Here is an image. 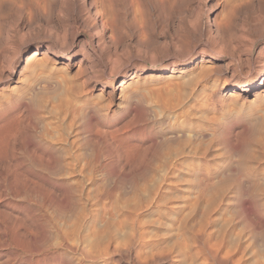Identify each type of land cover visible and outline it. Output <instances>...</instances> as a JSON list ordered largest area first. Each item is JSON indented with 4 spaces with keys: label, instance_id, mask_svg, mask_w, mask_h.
<instances>
[{
    "label": "rangeland",
    "instance_id": "rangeland-1",
    "mask_svg": "<svg viewBox=\"0 0 264 264\" xmlns=\"http://www.w3.org/2000/svg\"><path fill=\"white\" fill-rule=\"evenodd\" d=\"M262 47L264 0H0V264H264Z\"/></svg>",
    "mask_w": 264,
    "mask_h": 264
},
{
    "label": "bare ground",
    "instance_id": "bare-ground-1",
    "mask_svg": "<svg viewBox=\"0 0 264 264\" xmlns=\"http://www.w3.org/2000/svg\"><path fill=\"white\" fill-rule=\"evenodd\" d=\"M138 2V1H137ZM85 3V2H84ZM83 3V4H84ZM223 5V4H222ZM217 6V5H216ZM91 5H83V7L81 8V10L79 12H84L85 16H84V19L82 18L81 21L82 23L85 25V27L89 30V32L92 34V38L94 37L95 38V45H96V48L95 49H98V51H103V49L105 48V46L107 45V42H106V37H105V31H106V28L104 26V22L101 23L100 20H98V14L97 13H92L91 12V9H90ZM162 9V8H161ZM207 9H210L209 7H207ZM209 14V10L207 11V16H206V19H205V22L201 24L200 26V32L198 34L199 37H205L206 38V42L207 44H209L211 47H213V49L215 51H217V53L219 54H222L223 52H225L224 50H227L230 46H228L229 42L227 43L226 41H229L228 40V37L225 39H227L226 41H223V37L225 36H221L220 32H224V33H228L229 32V29H228V26H226V24L224 25V28L222 25H220L221 23H213V21L209 18L208 16ZM197 15V14H196ZM222 18V17H221ZM198 20V19H197ZM224 20V19H223ZM80 21V22H81ZM199 21V20H198ZM226 21V20H225ZM221 22V21H220ZM224 22V21H223ZM200 23V22H199ZM226 23V22H225ZM106 24V23H105ZM139 25V24H138ZM228 25V24H227ZM107 26V24H106ZM198 29V28H197ZM197 29H195L197 31ZM110 32V31H109ZM113 32V31H112ZM142 32V31H140ZM231 34V33H230ZM233 39V38H231ZM112 40V39H111ZM205 41V40H204ZM231 41V40H230ZM109 42V41H108ZM113 43V42H111ZM120 43V42H119ZM231 43V42H230ZM206 44V45H207ZM81 45V44H80ZM85 45V44H84ZM81 47H84V46H81ZM116 48V47H115ZM144 48V47H143ZM227 48V49H226ZM233 48V47H231ZM229 48V49H231ZM81 49V48H80ZM228 49V50H229ZM234 49V48H233ZM264 47H262L261 49L258 50L257 52V56L259 58H262L263 61H264ZM113 50V49H112ZM232 50V49H231ZM230 50V52H231ZM228 52V51H227ZM240 53V52H239ZM38 53L37 52H34L32 55H30L29 57L27 56L26 58V63L27 61H30L34 55H37ZM39 55V54H38ZM250 55H251V49H247V58H250ZM214 56V55H213ZM211 56V55H208V59L207 61H211V60H214L215 58ZM117 57V56H116ZM199 58H203V55L200 54ZM37 59V58H36ZM107 61V60H106ZM186 63L183 64V66H185ZM2 68V67H1ZM174 70V69H173ZM172 70V71H173ZM112 72V71H111ZM107 73V72H106ZM124 78L123 80L121 81V84H124ZM257 83H258V86H257ZM104 87H107L106 85L102 86V88ZM235 88V89H240V93L241 92H245L246 90H249L251 87H256V89H261V88H264V63L258 73V76L256 78H254L253 80L249 81V82H246V83H242V84H239L238 86H232V88ZM109 103V102H108ZM110 104V103H109ZM14 117V116H13ZM51 147V146H50ZM53 147V146H52ZM139 148V147H138ZM180 150V149H179ZM139 151V150H138ZM127 152V151H126ZM127 154V153H125ZM129 158V156H128ZM58 160V159H57ZM61 161V160H60ZM59 162V161H58ZM60 164V162H59ZM61 166V165H59ZM60 169V168H59ZM58 169V170H59ZM61 170V169H60ZM60 172V171H59ZM61 174V172H60ZM118 228V227H117ZM238 233V232H237ZM176 234V233H175ZM107 241V240H106ZM142 243V242H141ZM197 245V244H196ZM216 249V248H215ZM212 251V250H211ZM216 253V252H215ZM143 257V256H142Z\"/></svg>",
    "mask_w": 264,
    "mask_h": 264
}]
</instances>
